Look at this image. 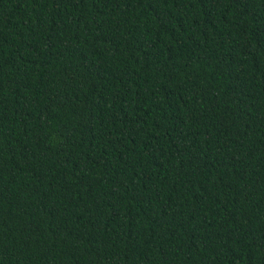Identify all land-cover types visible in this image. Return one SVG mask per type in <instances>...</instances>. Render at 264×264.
Here are the masks:
<instances>
[{
    "label": "trees",
    "instance_id": "obj_1",
    "mask_svg": "<svg viewBox=\"0 0 264 264\" xmlns=\"http://www.w3.org/2000/svg\"><path fill=\"white\" fill-rule=\"evenodd\" d=\"M0 264H264V0H0Z\"/></svg>",
    "mask_w": 264,
    "mask_h": 264
}]
</instances>
